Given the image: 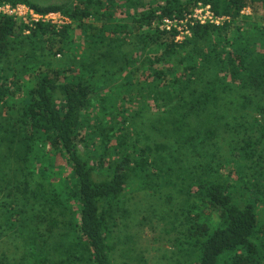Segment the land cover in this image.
<instances>
[{"label":"trees","instance_id":"16d2710c","mask_svg":"<svg viewBox=\"0 0 264 264\" xmlns=\"http://www.w3.org/2000/svg\"><path fill=\"white\" fill-rule=\"evenodd\" d=\"M123 1L42 5L37 0H0V4H26L40 13L61 11L73 22L61 27L38 22L32 27L0 13V62L18 43L36 47L42 42L46 55L55 57L69 50L101 53L130 35L139 58H133L135 67L129 62L124 67L125 87L129 92L136 85V97L147 101L144 109L136 111V139L129 143L127 135L119 136L110 145L119 128L116 119L124 116L116 112L118 104L124 98L132 100L120 83L104 81L99 87L102 93L97 94L96 82L85 79L83 72L51 68L44 59L31 67L34 80L0 74V107L8 105L18 114L24 132L22 178L26 181L18 183L17 191L40 194L44 200L36 213L37 236L27 247L25 264H55L50 244L57 231L82 252L85 264H114L113 234L127 214L124 194L129 183L155 189L161 184L151 182L149 158L153 156L145 128V120L153 115L146 108L160 96L162 119L172 124L174 132L170 157L186 164L185 155L191 150L199 160L192 171L183 165L181 169L185 171L180 175L182 193L187 196L179 210L185 226L181 221L173 239L181 256L179 264H264V220L260 218L264 210V0H156V7L128 20L115 16ZM127 1L137 6L145 0ZM199 3L210 5L216 16L226 18L224 22L190 25L191 36L182 42L176 41L177 30L160 28L165 18L183 19ZM246 8L251 14L243 16ZM24 29L30 33L24 34ZM210 63L221 75L208 78L198 91L194 80ZM229 88L234 93L228 97ZM106 96L111 106L99 107ZM220 102L228 110L217 108ZM108 129L112 132L107 140L99 142ZM58 157L66 165L58 163ZM155 163L158 167L154 159ZM189 171L186 184L184 174ZM4 188L11 190L0 186V191ZM8 206V224L18 228L22 222L16 216L21 212L13 203ZM0 264L12 262L0 259Z\"/></svg>","mask_w":264,"mask_h":264},{"label":"rangeland","instance_id":"374dc122","mask_svg":"<svg viewBox=\"0 0 264 264\" xmlns=\"http://www.w3.org/2000/svg\"><path fill=\"white\" fill-rule=\"evenodd\" d=\"M135 1L133 0V2ZM37 2L42 5H53L71 3L73 0H37ZM126 3H128L127 0L121 2L117 12H115L116 17L128 20L136 13L147 11L158 5L156 0H145L137 6L136 4L130 6ZM159 5L164 4L159 3ZM55 12H60L62 15L59 21L63 20L64 23L60 24L65 25L67 19L69 20L68 22L73 23L72 19L63 14V12ZM250 14L251 11L248 8L242 11L243 16ZM29 33L30 30L24 29V34ZM76 34L78 35V41H80V32L78 31ZM18 44L14 45L9 57L0 62V74H10L19 78L25 76V79L31 78L34 80L35 74H32L34 70H31V67L36 68L40 63L39 61L44 59L50 63L51 68H71L78 72H83L85 79L91 78V80L96 82L97 94L102 93V91H100L101 93L99 92V89H101L99 87H103L104 81L113 80L116 83H120L122 89L125 90L124 93H127L125 96L132 98V100H125L124 98L118 104L116 112H122L124 116L116 119L117 122H120L118 124L119 128L114 131L116 134L115 140L113 139L110 145H115L117 143L116 137L119 136L127 135L129 143L136 139V132L133 129L136 125V111L144 109L143 106L147 104V101L144 102V99L140 96L136 97V85L133 90L129 91L131 94L125 87L126 79H124V76L126 71L124 67L128 62L134 66L133 58L136 60V57H138L136 47L133 46V44L135 45L134 38H131L130 35L125 37V39L121 38L117 44L115 43V46L104 48L101 53L88 54L84 51L76 53L69 50L67 54H58L55 57L46 55L42 42H40V46L37 45L36 47L32 43H24L27 44L26 46ZM200 71V77L195 78L193 83V87L198 91L202 90L208 78L221 75L219 68L214 63L205 65ZM133 73L132 79L136 83L135 69ZM230 88L227 92L228 97L234 93ZM247 89L245 88V90ZM188 91H191V87L186 90V92ZM162 97L160 96L156 100L152 99L149 103L151 106L146 108L153 115L155 112H159L157 118L153 119L152 115L145 120L147 125L145 128L147 134H149L147 145L150 147L153 156L149 158L153 177L151 182L161 184L159 188L155 189L151 185L141 188L136 187V182L134 181L129 183L124 194L128 216H126L127 214L124 217L121 216L113 234L115 247L114 264H179L181 256L176 251L177 248L173 239L184 225L180 218L181 213L179 210L185 204L184 200L187 196L182 193L185 188L182 186L183 178L180 175L183 177L181 172L184 173L185 171L183 172L181 169L183 165L184 168L188 167L192 171L193 166H196L199 160L197 159V153L191 150H188L187 153L189 154L185 155L189 159L186 164H179V161L175 162L170 157L173 154L171 144L174 132L172 124L164 123L162 119L164 117L162 114ZM107 98L106 96V100L99 107H103L104 103L107 106H111ZM172 103L174 101H171L168 105L171 106ZM158 104L160 106H157ZM216 104L220 110H228V108L222 107L226 105L224 102ZM240 104V101L237 102L238 106ZM18 107L19 105H16L14 110H17ZM10 108L8 105L0 107V133H3L0 135H4L0 136V186L11 189L7 191L4 188V191H0V259H8L12 264H25L27 247L31 239L37 236V234L34 235L36 232V227L34 228L36 213L42 210L44 200L40 194L38 196L33 193L21 194V192L17 191L18 183L23 184L26 181V179L22 178V174L25 173L22 160L25 140L24 132L18 121V114H14ZM143 112L146 114L145 117H147V110ZM124 119L127 120L125 124L123 122ZM149 126H154V129L149 128ZM109 132L111 133L112 131L109 129L104 130L100 138H98L99 142L101 139L107 140ZM2 137L5 139H2ZM146 138V136L143 137V139ZM154 159L155 162L156 160L158 161V167H156V163L155 165L153 164ZM57 160L58 163L66 165L65 159L58 157ZM190 171L184 174L186 184L189 182ZM68 172L67 169L66 174ZM178 172H180L179 176ZM98 174L101 176V173ZM165 179H169V181H165ZM11 203H13L16 210L21 212L16 216L18 221L22 222V225L18 226V228L10 227L8 224L6 208ZM260 218L264 220V210L261 211ZM181 221L182 226L180 224ZM149 222L150 224H148ZM52 241L50 251L55 264H85L87 261L83 257L82 252L67 241L66 234L62 231H57Z\"/></svg>","mask_w":264,"mask_h":264},{"label":"built area","instance_id":"2783aa9c","mask_svg":"<svg viewBox=\"0 0 264 264\" xmlns=\"http://www.w3.org/2000/svg\"><path fill=\"white\" fill-rule=\"evenodd\" d=\"M0 13L14 16L15 18L21 19L28 24L29 26H35L38 22L56 24L58 27H61L63 20L59 21L62 17L60 12H47L40 13L35 9L31 8L26 4H0ZM225 17H219L214 14L210 5H204L199 3L196 9L191 14H187L183 19H169L165 18L160 24L162 30L172 31L173 29L177 30L176 41L182 42L186 37L191 36L190 25L197 23L206 24L214 23L221 24L225 20ZM67 22L65 24L70 23ZM64 23V22H63Z\"/></svg>","mask_w":264,"mask_h":264}]
</instances>
